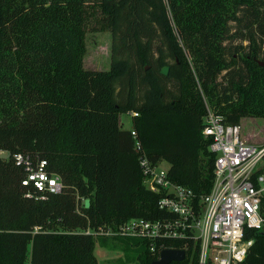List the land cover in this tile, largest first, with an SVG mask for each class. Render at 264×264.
Segmentation results:
<instances>
[{
	"label": "trees",
	"instance_id": "1",
	"mask_svg": "<svg viewBox=\"0 0 264 264\" xmlns=\"http://www.w3.org/2000/svg\"><path fill=\"white\" fill-rule=\"evenodd\" d=\"M94 16L112 33L108 69L83 63ZM208 107L228 123L264 117V0H0V264H99L96 239L109 237L88 229L165 215L132 130L199 203L214 179ZM128 111L138 112L130 128ZM17 152L46 160L62 190L23 183ZM111 238L136 264L159 257L151 240ZM250 238L238 264H264V233L248 228ZM164 244L187 253L169 264H199L200 240Z\"/></svg>",
	"mask_w": 264,
	"mask_h": 264
},
{
	"label": "built area",
	"instance_id": "2",
	"mask_svg": "<svg viewBox=\"0 0 264 264\" xmlns=\"http://www.w3.org/2000/svg\"><path fill=\"white\" fill-rule=\"evenodd\" d=\"M132 116L137 111L131 112ZM203 133L212 139L210 149L215 154L214 179L211 190L196 201L192 188L170 179L168 168L154 163L142 151L136 138L143 184L160 194L158 204L165 211L160 218L133 216L117 228L100 226L88 229L94 234L140 237L151 240L153 251L165 248V240L189 239L201 241L199 264H238L246 255L253 238L245 239L248 228L264 227L262 213L264 198V144L243 137L241 124L225 122L221 114L208 107ZM17 163L27 170L23 183L32 181L40 188L53 192L62 190L58 176L45 170L46 160L37 166L20 152L14 153ZM199 204V205H198ZM160 244L157 245V242ZM159 251V252H160Z\"/></svg>",
	"mask_w": 264,
	"mask_h": 264
},
{
	"label": "rangeland",
	"instance_id": "3",
	"mask_svg": "<svg viewBox=\"0 0 264 264\" xmlns=\"http://www.w3.org/2000/svg\"><path fill=\"white\" fill-rule=\"evenodd\" d=\"M100 21L94 16L91 18L86 36L85 45L86 51L83 58V63L86 68L89 69H108L111 65V47H112V33L109 29H97ZM235 29V27H234ZM234 43L242 41L241 38H235ZM244 45L248 43V40H243ZM132 114L131 112H122L120 114V121L123 126L130 128L132 126ZM242 134H248L246 139L248 141L264 144V117L247 116L241 120ZM0 154L3 157L8 156L6 150H1ZM169 162L167 160L161 161L163 168H169ZM264 231V228L260 229ZM109 238L107 241H103L100 238L96 239L95 253L98 257L99 264H136L135 254L132 251L126 253L123 244L124 240L117 238H111L112 235H107ZM252 243L249 245V247ZM249 249V248H248ZM248 252V251H247Z\"/></svg>",
	"mask_w": 264,
	"mask_h": 264
},
{
	"label": "water",
	"instance_id": "4",
	"mask_svg": "<svg viewBox=\"0 0 264 264\" xmlns=\"http://www.w3.org/2000/svg\"><path fill=\"white\" fill-rule=\"evenodd\" d=\"M169 66L162 67V72L168 73ZM264 228V227H263ZM259 233H264L258 229ZM186 250L184 248L165 247L161 249L159 257L153 260L152 264H169L175 260H183L186 257Z\"/></svg>",
	"mask_w": 264,
	"mask_h": 264
},
{
	"label": "crops",
	"instance_id": "5",
	"mask_svg": "<svg viewBox=\"0 0 264 264\" xmlns=\"http://www.w3.org/2000/svg\"><path fill=\"white\" fill-rule=\"evenodd\" d=\"M244 117H247V116H244ZM244 117H242V118H244ZM242 118H241V120H242ZM240 123H241V121H240ZM132 125H133V122H132ZM248 135H249V133L248 134H245V135L243 134V137L246 138V136H248Z\"/></svg>",
	"mask_w": 264,
	"mask_h": 264
}]
</instances>
